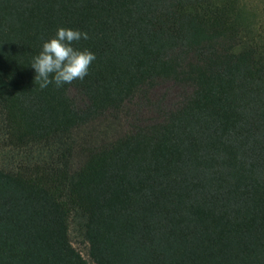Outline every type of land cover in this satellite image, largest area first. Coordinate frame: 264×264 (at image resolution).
Wrapping results in <instances>:
<instances>
[{"label":"trees","instance_id":"1","mask_svg":"<svg viewBox=\"0 0 264 264\" xmlns=\"http://www.w3.org/2000/svg\"><path fill=\"white\" fill-rule=\"evenodd\" d=\"M259 9L0 0V145L25 156L0 168V264H264ZM60 27L87 33L73 47L96 59L41 90L30 64ZM108 120L126 126L81 135Z\"/></svg>","mask_w":264,"mask_h":264},{"label":"clouds","instance_id":"2","mask_svg":"<svg viewBox=\"0 0 264 264\" xmlns=\"http://www.w3.org/2000/svg\"><path fill=\"white\" fill-rule=\"evenodd\" d=\"M81 39L87 40V33L60 27L53 36L42 41L30 64L35 73L34 81L41 90L50 84L60 88L88 75L89 66L96 57L87 49L73 47L74 42Z\"/></svg>","mask_w":264,"mask_h":264},{"label":"rangeland","instance_id":"3","mask_svg":"<svg viewBox=\"0 0 264 264\" xmlns=\"http://www.w3.org/2000/svg\"><path fill=\"white\" fill-rule=\"evenodd\" d=\"M251 1H254L255 4L259 6L260 9L257 11V14L259 16V19L262 22H264V0H251ZM178 94H179L178 91L173 89L170 85H164L160 87V90L158 91V97L160 98L161 96H163L164 101L167 104L174 103L176 101ZM125 126H126L125 123L113 122L111 120H108L93 125L84 133L81 132V135H88L92 141H94L95 138H98L100 140L106 139L120 132V130L122 128H125ZM89 133H91L92 135ZM24 158H25L24 154H18L17 152L12 151L11 149L5 148L2 145H0V168L13 170L17 167L18 164L21 163V161ZM70 241L73 248L77 250L85 260L89 261V258L87 256L88 246L82 239L77 228H75L74 226L71 227Z\"/></svg>","mask_w":264,"mask_h":264}]
</instances>
